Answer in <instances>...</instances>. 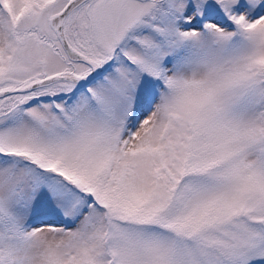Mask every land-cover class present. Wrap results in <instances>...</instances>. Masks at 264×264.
I'll use <instances>...</instances> for the list:
<instances>
[{
	"label": "snow or ice",
	"instance_id": "obj_1",
	"mask_svg": "<svg viewBox=\"0 0 264 264\" xmlns=\"http://www.w3.org/2000/svg\"><path fill=\"white\" fill-rule=\"evenodd\" d=\"M0 264H264V0H0Z\"/></svg>",
	"mask_w": 264,
	"mask_h": 264
}]
</instances>
